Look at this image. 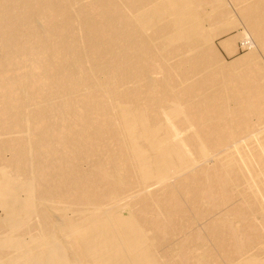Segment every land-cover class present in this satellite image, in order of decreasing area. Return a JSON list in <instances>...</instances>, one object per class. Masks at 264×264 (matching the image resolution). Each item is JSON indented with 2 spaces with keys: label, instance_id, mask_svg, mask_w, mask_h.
<instances>
[{
  "label": "bare ground",
  "instance_id": "obj_1",
  "mask_svg": "<svg viewBox=\"0 0 264 264\" xmlns=\"http://www.w3.org/2000/svg\"><path fill=\"white\" fill-rule=\"evenodd\" d=\"M0 264H264V0H0Z\"/></svg>",
  "mask_w": 264,
  "mask_h": 264
},
{
  "label": "rangeland",
  "instance_id": "obj_2",
  "mask_svg": "<svg viewBox=\"0 0 264 264\" xmlns=\"http://www.w3.org/2000/svg\"><path fill=\"white\" fill-rule=\"evenodd\" d=\"M230 32L234 33L235 30H231ZM222 36H223V35H221V37H222ZM221 37H218V39L221 38ZM218 39H217V40H218ZM218 48H219V50H220L221 55H222L224 58H226V59H230V58L233 56V54H232V55H228L227 53H225V51L222 50L220 46H218ZM244 51H245V50L242 51V49L239 48L238 51H237V53H238V52H239V53H243ZM234 55H235V54H234Z\"/></svg>",
  "mask_w": 264,
  "mask_h": 264
}]
</instances>
